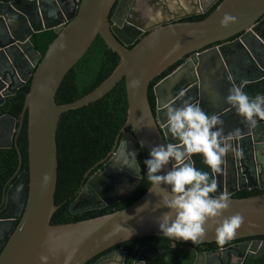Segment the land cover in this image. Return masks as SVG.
<instances>
[{
  "label": "water",
  "instance_id": "1",
  "mask_svg": "<svg viewBox=\"0 0 264 264\" xmlns=\"http://www.w3.org/2000/svg\"><path fill=\"white\" fill-rule=\"evenodd\" d=\"M217 1L0 0V105L31 76L18 127L14 129L16 120L13 117L3 116L11 120L10 131L17 134L26 113L28 169L20 171L19 154L18 176L5 191L1 203L0 264H40L41 255L49 257L48 264H64L67 255L72 256L70 264H86L122 242L147 236L165 237L156 222L163 209L154 210L159 195L148 190L128 206L111 213L75 222L51 223L57 209L54 201L57 125L63 113L97 101L123 79L126 120L107 154L111 156L109 161L103 158L98 164H117L129 159L133 171L122 168L126 174L135 176L138 183L140 170L136 150L131 140L119 142L120 133L129 128L136 144L147 152L151 146L167 142L168 137L161 128L166 105L178 106L190 100L209 113H219L222 118L238 116L243 125L242 118L225 103L224 97L234 85L250 96L264 93V0H222L201 20L176 21L205 13ZM186 4L194 5V10L160 18L147 25L133 20L143 13L159 17L171 8L185 9ZM130 6L135 8L131 12ZM151 7L158 12L149 10ZM225 13L235 17V22L222 27L220 20ZM50 29L57 34L40 57L30 37ZM144 31L147 32L143 35ZM97 36L118 55V64L87 94L73 102L57 104L55 95L64 76ZM215 43L221 44L199 52ZM185 57L188 58L153 87L156 109L153 112L148 99L149 83ZM232 123L229 121L228 125ZM263 126L264 121H260L240 141L244 159L237 160L226 154L221 172L210 173L217 181L216 194L229 196V207L220 219L236 213L243 217L232 240L264 235V192L243 198L232 196L240 189H264V170L258 173L257 184L254 181L243 183L237 175L240 167L246 170L253 167L255 145L263 139L256 130ZM14 142L9 141V147ZM247 162L251 167H247ZM197 167L209 171L202 162H197ZM83 196L79 193L70 204L72 213L84 211ZM145 201L148 203L143 210L136 213L135 209ZM218 223V220L206 222L205 236L198 242L173 241L216 242Z\"/></svg>",
  "mask_w": 264,
  "mask_h": 264
},
{
  "label": "trees",
  "instance_id": "2",
  "mask_svg": "<svg viewBox=\"0 0 264 264\" xmlns=\"http://www.w3.org/2000/svg\"><path fill=\"white\" fill-rule=\"evenodd\" d=\"M221 1L218 0L205 13L190 18V21L203 19ZM113 8L111 13L113 12ZM56 34L55 30L50 29L35 33L30 37V41L40 54V57L43 56L48 44L55 38ZM118 61V55L108 49L102 38L97 36L86 53L64 76L55 95L56 103L65 104L73 102L93 90L111 74ZM180 62L181 60L171 65L149 83L148 99L153 112L155 110L153 87L159 80L176 68ZM30 78L31 76L18 88L14 95L6 97L2 105H0V116L7 114L13 117L16 120V128L19 125L24 96L29 89ZM126 109L125 84L122 79L111 91L97 101L75 110H69L61 115L56 131L58 165L54 201L57 209L52 215V224L75 222L122 209L138 199L149 187L143 164V160L147 158L148 152L136 144L140 181L130 196L103 208L89 209L78 213H72L69 210L70 204L76 198L81 185L95 171L102 168L103 163H98L101 159L106 158L112 149L114 140L126 120ZM125 133L131 134L130 129L127 128L121 132L119 138L123 137ZM14 140V145L11 148L0 149V207L5 188L13 182L17 173L19 154L21 156L20 171L28 169L26 113L24 114L19 131L14 136ZM86 173L87 175L85 176ZM262 192L264 190L256 188L240 189L232 196L243 198ZM134 240H144L146 241L145 244L154 246H167L171 242H174L171 239L160 236H147ZM176 243L192 247L204 245V248H207L210 244L219 246L216 242L204 244ZM161 255V264H183L185 256L188 255L189 259L193 257L191 253H187L182 249L176 251L174 248ZM242 264H264V255L249 256Z\"/></svg>",
  "mask_w": 264,
  "mask_h": 264
},
{
  "label": "clouds",
  "instance_id": "3",
  "mask_svg": "<svg viewBox=\"0 0 264 264\" xmlns=\"http://www.w3.org/2000/svg\"><path fill=\"white\" fill-rule=\"evenodd\" d=\"M235 17L225 13L222 27L234 23ZM184 93L181 92L180 96ZM243 125L255 129L264 121V93L250 96L243 88L232 86L224 97ZM161 128L167 142L151 146L143 160L147 190L159 195L154 210L163 209L156 217L160 233L172 240L198 242L205 236L204 225L219 221L215 228L216 243L223 246L231 241L243 223L239 214L220 219L229 207L227 193H217V181L210 173L221 172L226 154L235 159L245 157L240 141L245 136L241 127L225 131V121L219 113H209L199 103L184 100L178 106H165V119ZM256 171L264 170V141L255 145L253 152ZM202 162L209 171L197 167ZM167 169V170H165ZM155 190V191H153ZM148 201L139 205L136 213L143 210ZM67 255L64 264H70ZM40 264H48L49 257L41 255Z\"/></svg>",
  "mask_w": 264,
  "mask_h": 264
},
{
  "label": "flooded vegetation",
  "instance_id": "4",
  "mask_svg": "<svg viewBox=\"0 0 264 264\" xmlns=\"http://www.w3.org/2000/svg\"><path fill=\"white\" fill-rule=\"evenodd\" d=\"M9 1H5V2H9ZM187 2L189 3V0H187ZM193 6L186 4L184 6L185 9L181 7L178 9L171 8L169 9V11L165 12L166 14L164 13L159 17L158 16L155 17L154 15H153L154 17H152V14L150 13L149 14L147 13V15L143 13L139 18L134 16L133 20H135L138 23L143 22L144 25H147L160 18L166 19L176 13H182V12H188L194 10ZM63 7L67 9L68 6L66 3H64ZM132 9L135 8L133 6L132 7L130 6L129 12H131ZM149 10H152V12L153 11L158 12L157 9L153 7H151ZM195 16L197 15L178 19L176 21H187ZM147 31H144L143 35ZM237 37L238 35L231 38L229 41L234 40ZM220 44L221 43H215L209 45L201 49L199 52L209 51ZM187 58L188 57L182 59L178 66H180ZM176 68H174L172 71H174ZM225 118L226 117H223L222 119ZM257 131L259 130H256V132ZM15 134L16 133L14 131L12 136L13 140H11V142L14 141ZM125 140H131L133 142L134 148L136 150V163L139 166L138 150L136 148L135 140L132 138V135L130 133H125L123 137L119 138V142ZM2 145L3 147H0V149L11 148L9 147V142L4 144L2 143ZM110 157L111 156L106 157L105 162H108ZM105 162L103 163L102 168L95 171V173L89 179H87L78 190L77 195L81 192L84 194L83 203H82V207L84 211L85 208L89 210V209H97L96 206H98V208H103L107 205L108 206L113 205L114 203L121 201L125 197L130 196L134 192L138 184L137 178L135 176H130L126 174L125 169L122 168V166L124 168L127 167L129 171H133V167L130 164L129 159L121 160L117 164L107 163L105 165ZM253 164H254L253 167L249 165L251 168L246 170V168H243V166L238 163V166L239 167L242 166V167L239 168V171L237 170V175L238 177L242 178L243 183H248L253 181L256 184L258 183L257 182L258 172L256 171V165L254 162ZM17 176H18V172L16 173L13 182L7 185L5 191H7L9 186H11L14 183ZM255 188L259 190H264V189H260L259 187H255ZM0 209H2V206L0 207ZM11 213H13V209L11 210ZM136 239H142V238H136ZM145 243L146 241L144 240L136 241L134 239L122 242L98 254L97 256L89 260L86 264H161L160 263V258L162 257L161 254H163L166 251L172 250V248H174L176 251L182 249L187 253L193 254V257L191 259L187 257L188 255L185 256L183 264H242L243 261L249 256H253V255L256 256L258 254L264 255V235L263 237L255 236V237H248V238L228 241L223 246H216L210 244L209 246H207V248H204V245L203 246L200 245L203 248L192 247L189 245L187 246L181 245V244H177L175 241L171 242L170 245L167 246H162V245L154 246ZM200 244H204V243H200Z\"/></svg>",
  "mask_w": 264,
  "mask_h": 264
},
{
  "label": "crops",
  "instance_id": "5",
  "mask_svg": "<svg viewBox=\"0 0 264 264\" xmlns=\"http://www.w3.org/2000/svg\"><path fill=\"white\" fill-rule=\"evenodd\" d=\"M208 77V76H206ZM208 79V78H207ZM206 83H208L206 81ZM4 115L0 116V136H3V138L1 139L0 138V147H3L2 143H8L9 141L13 140V133L12 131H10L12 129V122L9 118H3ZM226 118L223 119L225 121V130L228 129H232V128H235L236 126L239 127L240 126H243L241 124V120H238V116H230L228 117V115L225 116ZM2 119V120H1ZM229 121H232L233 123L229 126L228 125V122ZM16 128V121L14 123V129ZM245 132V136L246 135H249L247 134L249 132V129H247L245 126H243L242 128ZM259 131H257V134H259V136H261V138L263 137V139H261V141H264V126L262 128H259L257 129ZM260 141V142H261ZM8 145V144H7ZM253 161V160H252ZM254 162V161H253ZM247 165H249V163L247 162L246 163Z\"/></svg>",
  "mask_w": 264,
  "mask_h": 264
}]
</instances>
